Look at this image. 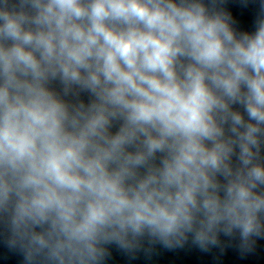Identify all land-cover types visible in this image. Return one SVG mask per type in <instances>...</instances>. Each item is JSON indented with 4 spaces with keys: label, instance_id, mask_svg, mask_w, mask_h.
<instances>
[{
    "label": "clouds",
    "instance_id": "obj_1",
    "mask_svg": "<svg viewBox=\"0 0 264 264\" xmlns=\"http://www.w3.org/2000/svg\"><path fill=\"white\" fill-rule=\"evenodd\" d=\"M239 2L251 31L225 0H0V226L24 264L264 239V0Z\"/></svg>",
    "mask_w": 264,
    "mask_h": 264
},
{
    "label": "water",
    "instance_id": "obj_2",
    "mask_svg": "<svg viewBox=\"0 0 264 264\" xmlns=\"http://www.w3.org/2000/svg\"><path fill=\"white\" fill-rule=\"evenodd\" d=\"M224 7L232 12L238 28L253 30L255 6L250 2L241 6L239 0H225ZM87 99V96H84ZM0 264H24L23 256L5 243L3 227L0 226ZM106 264H264V239H257L251 251L240 247L239 237L220 236V244L207 251L194 245L191 238L181 247L167 248L161 243L145 238L133 253L110 246Z\"/></svg>",
    "mask_w": 264,
    "mask_h": 264
}]
</instances>
